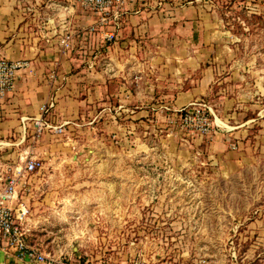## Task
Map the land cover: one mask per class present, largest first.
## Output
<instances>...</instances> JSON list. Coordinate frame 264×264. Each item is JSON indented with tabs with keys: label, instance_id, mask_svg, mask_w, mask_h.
<instances>
[{
	"label": "rangeland",
	"instance_id": "1",
	"mask_svg": "<svg viewBox=\"0 0 264 264\" xmlns=\"http://www.w3.org/2000/svg\"><path fill=\"white\" fill-rule=\"evenodd\" d=\"M163 1L161 50L199 53L198 70H213L195 102L214 131L183 127L182 107L170 103L178 90L165 85L147 102L86 108L62 144L67 155L21 171L31 240L49 252L73 246L81 262L264 264V0ZM20 158L0 177L23 167Z\"/></svg>",
	"mask_w": 264,
	"mask_h": 264
},
{
	"label": "crops",
	"instance_id": "2",
	"mask_svg": "<svg viewBox=\"0 0 264 264\" xmlns=\"http://www.w3.org/2000/svg\"><path fill=\"white\" fill-rule=\"evenodd\" d=\"M169 8L163 0H126L117 12L107 14L104 26L88 35L85 29L99 19L77 0H0V55L30 63L18 72L13 90L0 99V170L12 166L18 156L53 162L52 157L67 155L65 150L71 148L62 144L69 143L68 134L81 123L86 108L101 107L99 113H104L112 101L118 110L124 108L125 97L134 102L144 97L147 102L154 86L164 85L168 91L178 90L170 102L173 108L198 101L214 73L209 67L198 70L199 53L179 57L161 50L163 39L156 26H161ZM113 29L119 41L107 47L103 34ZM67 35L72 49L64 52L60 41ZM143 37L149 39L141 41ZM151 44L158 50L152 51ZM180 58L182 62H177ZM120 78L134 87H126ZM183 81L187 82L185 88ZM51 97L54 107L42 114L40 106ZM116 115L110 116L114 122ZM40 119L52 126L63 125L64 134L50 129L37 134ZM51 138L63 142L54 146ZM68 249L48 252L64 254L70 260L80 253L73 246ZM0 264L46 263L19 259L0 247Z\"/></svg>",
	"mask_w": 264,
	"mask_h": 264
},
{
	"label": "built area",
	"instance_id": "3",
	"mask_svg": "<svg viewBox=\"0 0 264 264\" xmlns=\"http://www.w3.org/2000/svg\"><path fill=\"white\" fill-rule=\"evenodd\" d=\"M126 0H77V2L91 13L98 16V23H106L107 14L117 10ZM93 26L91 30H96ZM104 38L111 41L115 38L113 32H104ZM64 52L72 49V41L69 35L64 36L61 41ZM29 61L26 59H8L0 55V99H3L14 88L15 79L18 72L29 67ZM50 78H55L54 72L50 73ZM198 102H191L188 106L178 109L176 115L181 121L183 127L194 128L200 134H206L214 131L213 122L208 113L204 111ZM54 107V97L40 106L42 114L47 113ZM63 125L52 126L41 119L36 124V133L44 130H52L55 134H61ZM22 159V158H20ZM23 167H14L11 174L6 178L0 177V247L4 250H10L19 259L34 261L46 264H109L100 260L86 259L79 261L76 259H66L64 254L52 255L41 246L33 243L31 240L32 229L29 225L30 209L24 200L19 198V192L23 187L21 181V171L32 173L42 168L41 160L29 156L23 158Z\"/></svg>",
	"mask_w": 264,
	"mask_h": 264
},
{
	"label": "trees",
	"instance_id": "4",
	"mask_svg": "<svg viewBox=\"0 0 264 264\" xmlns=\"http://www.w3.org/2000/svg\"><path fill=\"white\" fill-rule=\"evenodd\" d=\"M210 120H212V117L210 116Z\"/></svg>",
	"mask_w": 264,
	"mask_h": 264
}]
</instances>
